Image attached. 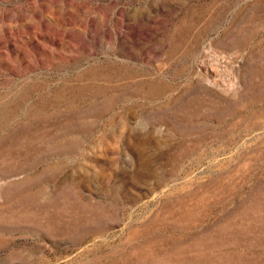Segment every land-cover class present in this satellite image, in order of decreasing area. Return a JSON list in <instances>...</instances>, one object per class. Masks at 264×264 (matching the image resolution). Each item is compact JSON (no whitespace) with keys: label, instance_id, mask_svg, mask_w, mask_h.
<instances>
[{"label":"rangeland","instance_id":"rangeland-1","mask_svg":"<svg viewBox=\"0 0 264 264\" xmlns=\"http://www.w3.org/2000/svg\"><path fill=\"white\" fill-rule=\"evenodd\" d=\"M0 264H264V0H0Z\"/></svg>","mask_w":264,"mask_h":264}]
</instances>
